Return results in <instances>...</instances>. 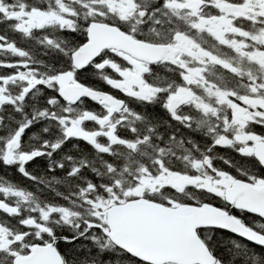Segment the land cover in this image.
Returning a JSON list of instances; mask_svg holds the SVG:
<instances>
[{"label": "snow or ice", "instance_id": "obj_1", "mask_svg": "<svg viewBox=\"0 0 264 264\" xmlns=\"http://www.w3.org/2000/svg\"><path fill=\"white\" fill-rule=\"evenodd\" d=\"M0 264H264V0H0Z\"/></svg>", "mask_w": 264, "mask_h": 264}, {"label": "trees", "instance_id": "obj_2", "mask_svg": "<svg viewBox=\"0 0 264 264\" xmlns=\"http://www.w3.org/2000/svg\"><path fill=\"white\" fill-rule=\"evenodd\" d=\"M0 174H2V173H0Z\"/></svg>", "mask_w": 264, "mask_h": 264}]
</instances>
